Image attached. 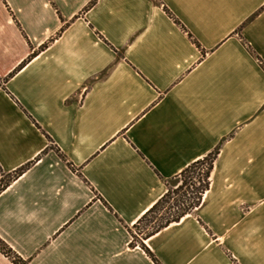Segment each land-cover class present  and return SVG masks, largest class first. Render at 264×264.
I'll list each match as a JSON object with an SVG mask.
<instances>
[{
  "label": "crops",
  "instance_id": "1",
  "mask_svg": "<svg viewBox=\"0 0 264 264\" xmlns=\"http://www.w3.org/2000/svg\"><path fill=\"white\" fill-rule=\"evenodd\" d=\"M0 188V264H264V0H0Z\"/></svg>",
  "mask_w": 264,
  "mask_h": 264
},
{
  "label": "trees",
  "instance_id": "2",
  "mask_svg": "<svg viewBox=\"0 0 264 264\" xmlns=\"http://www.w3.org/2000/svg\"><path fill=\"white\" fill-rule=\"evenodd\" d=\"M218 152H219L218 149L213 150L212 152L207 154L205 157H203L197 161H194L193 163L188 165L178 175H176L175 178L171 179V180H176L179 178H185L186 175H188V174L190 175V174L194 173V170L197 169L198 165L205 164V166L203 167L204 169H202L201 172L198 173V174H200L198 182L196 184L195 183L189 184V186H191V187L196 186L194 188V190L192 191V194L195 195L194 200L193 199H187L185 201L186 207H184V205H183V207L176 213L175 216H173L171 218H164V220L161 222V224L157 227L156 230H159L162 227L167 226L171 222L179 221L183 216L191 213L196 207H198L200 205L203 193L209 187L210 172L213 168V163L217 157ZM182 180L183 179L180 180V185L177 186L178 190H181L182 187L184 185H186L185 181L184 180L182 181ZM168 182L166 183V185H167L166 193L161 197V199H159V201L157 203H155V205L149 210L148 213H153L156 210H158L159 208L165 207V204L167 203L166 201L169 199V197L171 195V191L169 189V183ZM187 201H189V202H187ZM181 204H183V203H181ZM176 208L178 209L179 205H176ZM0 249L4 252H9V249L7 248L5 243L3 241H1V239H0Z\"/></svg>",
  "mask_w": 264,
  "mask_h": 264
},
{
  "label": "rangeland",
  "instance_id": "3",
  "mask_svg": "<svg viewBox=\"0 0 264 264\" xmlns=\"http://www.w3.org/2000/svg\"><path fill=\"white\" fill-rule=\"evenodd\" d=\"M224 165H240V164H256L258 159H223ZM215 162V161H214ZM214 165V163H213ZM205 164L198 165L197 169L194 170V173L188 174L185 176V178H179L176 180H170L169 183V189L171 191V195L169 199L166 201L167 203L165 204V207L163 208V213H164V218H171L176 215V213L183 207H186L185 201L187 199H193L195 195L192 194V191L196 186H189V184L197 183L199 180V175L198 173L201 172ZM191 177V178H190ZM183 179L186 183L182 187L181 190L177 189V186L180 185V180ZM182 180V181H183ZM178 200V201H177ZM177 201V202H176ZM189 202V201H187ZM183 203V204H181ZM176 205H179V208H176Z\"/></svg>",
  "mask_w": 264,
  "mask_h": 264
}]
</instances>
